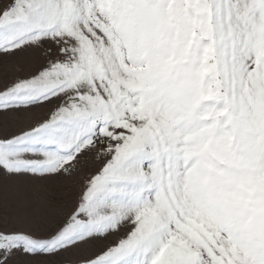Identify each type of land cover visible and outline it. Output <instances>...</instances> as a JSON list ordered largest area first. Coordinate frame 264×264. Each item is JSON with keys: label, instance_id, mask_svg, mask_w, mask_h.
Returning a JSON list of instances; mask_svg holds the SVG:
<instances>
[{"label": "snow or ice", "instance_id": "6c2138e0", "mask_svg": "<svg viewBox=\"0 0 264 264\" xmlns=\"http://www.w3.org/2000/svg\"><path fill=\"white\" fill-rule=\"evenodd\" d=\"M30 53L0 199L100 165L62 218L0 213V264H264V0H0V59Z\"/></svg>", "mask_w": 264, "mask_h": 264}, {"label": "rangeland", "instance_id": "374dc122", "mask_svg": "<svg viewBox=\"0 0 264 264\" xmlns=\"http://www.w3.org/2000/svg\"><path fill=\"white\" fill-rule=\"evenodd\" d=\"M41 62L40 55L30 53L16 58L0 59V86L5 82L23 77ZM47 109H36L23 113L21 117L0 119V127L13 131L27 128L29 124L42 118ZM100 165L99 159L92 155L82 159L78 170L73 176L61 177L56 180H28L27 188L7 195V203L0 199V213L14 211L45 221L67 215L73 203L79 199L85 181L94 174ZM95 245H89L85 254L90 255Z\"/></svg>", "mask_w": 264, "mask_h": 264}]
</instances>
